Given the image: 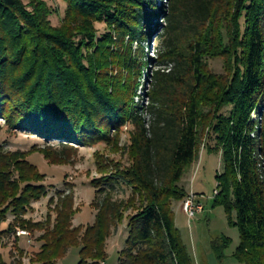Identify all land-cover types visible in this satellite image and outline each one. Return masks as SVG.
<instances>
[{
    "label": "trees",
    "instance_id": "trees-1",
    "mask_svg": "<svg viewBox=\"0 0 264 264\" xmlns=\"http://www.w3.org/2000/svg\"><path fill=\"white\" fill-rule=\"evenodd\" d=\"M61 1L63 18L53 26L58 11L45 0H0V119L10 131L42 138L52 165L71 163L77 147L111 143L128 125L129 164L99 166L92 225H73L72 191L57 192L46 219L35 222L27 215L48 196L46 176L30 152L0 146V250L13 239L17 251L12 261L0 252V264H24L18 230L41 233L31 264H59L73 247L78 264H105L125 221L118 264H194L173 204L188 195L181 182L203 143L222 157L214 203L229 220L236 213L235 256L264 264V0ZM160 27L146 58L142 43ZM213 60L222 61V74L212 71ZM142 80L146 106L135 103ZM117 187L129 197L116 199ZM229 243L213 241L218 258Z\"/></svg>",
    "mask_w": 264,
    "mask_h": 264
},
{
    "label": "rangeland",
    "instance_id": "rangeland-1",
    "mask_svg": "<svg viewBox=\"0 0 264 264\" xmlns=\"http://www.w3.org/2000/svg\"><path fill=\"white\" fill-rule=\"evenodd\" d=\"M45 1L51 8L58 11L50 20L53 26H59L63 18L65 5L61 0ZM155 2L158 7L162 5V0H155ZM158 23L162 25L160 19ZM154 25L155 23L152 24V29L155 27ZM97 28L100 34L105 31L103 25H98ZM160 32L161 27L156 33L150 34L147 40L142 43L147 48L145 50L146 58H153L154 49L158 43L156 36ZM135 46L136 44H134V49L136 48ZM209 63L214 73H223L221 60H213ZM149 71H151V68ZM141 82H144V80ZM148 84L145 81L144 87H139L135 103L147 105L145 96L148 92ZM146 121L148 125L151 124L150 115H146ZM130 130V126L126 125L120 131L119 138L111 139V143L99 142L91 146L77 147L76 150L71 151V163L52 165L45 160L40 152L47 144L42 138L23 131H10L5 121L0 119V146L5 151L30 152L28 160L37 167L41 174L46 176L44 185L48 189V196L33 204L27 218L35 222L44 221L49 212V200L52 197L57 199V192L72 191L75 196V208L77 209L73 225L75 227L92 225L96 212L90 206L95 198V189L91 183L101 178L102 174L99 173L100 165H106L107 167L111 162H117L122 165L129 164L123 149L127 146ZM49 144L53 145L57 150H61V147H58V140H54ZM209 144L213 145L212 142H209ZM117 147L119 148L118 151L116 150ZM222 171L221 155L209 152L203 143L198 161L186 173L181 186L187 192L192 191L203 196L201 203L204 206V212L189 222L187 216L182 214L180 205L178 203L173 204L178 230L194 264H244L243 261L235 256L236 249L240 243L239 230L233 225V222L236 221V213L233 212L229 220L224 207L215 206L214 203V194L217 189L216 176ZM114 195L119 200L127 199L130 191L125 187H117ZM180 203L182 206V202ZM54 217L55 215L53 214ZM126 225V221L120 224L114 236L109 240L105 264H118L119 253L125 248L128 237ZM40 235L41 233H37L33 237L21 238L22 241L19 242L18 246L27 253V258L23 261L24 264H31L29 259L39 251L41 243L38 241V237ZM221 238L229 239L230 243L223 250L222 257L218 258L212 249V243ZM13 244L14 240L11 239L8 247L0 250L8 261H12L10 253L16 254L17 252ZM79 260L80 247H73L59 261V264H78Z\"/></svg>",
    "mask_w": 264,
    "mask_h": 264
},
{
    "label": "built area",
    "instance_id": "built-area-1",
    "mask_svg": "<svg viewBox=\"0 0 264 264\" xmlns=\"http://www.w3.org/2000/svg\"><path fill=\"white\" fill-rule=\"evenodd\" d=\"M217 194L218 191L216 190L214 195L216 196ZM202 199L203 196L191 191L182 202V211L187 216L189 222L204 212V206L201 203ZM16 235L17 237H30V234L27 231L22 230H18Z\"/></svg>",
    "mask_w": 264,
    "mask_h": 264
},
{
    "label": "crops",
    "instance_id": "crops-1",
    "mask_svg": "<svg viewBox=\"0 0 264 264\" xmlns=\"http://www.w3.org/2000/svg\"><path fill=\"white\" fill-rule=\"evenodd\" d=\"M187 192V191H186ZM187 193H189V192H187ZM179 205H180V207H181V203H178ZM181 209H182V207H181ZM174 211V210H173ZM181 212H182V214L184 215V213H183V211L181 210ZM175 213V212H174ZM175 223H176V217H175ZM176 226H177V224H176ZM178 228V227H177ZM22 241V239L20 238V242Z\"/></svg>",
    "mask_w": 264,
    "mask_h": 264
}]
</instances>
